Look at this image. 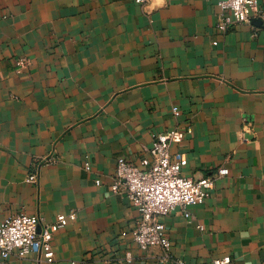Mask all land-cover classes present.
<instances>
[{"label":"crops","instance_id":"crops-1","mask_svg":"<svg viewBox=\"0 0 264 264\" xmlns=\"http://www.w3.org/2000/svg\"><path fill=\"white\" fill-rule=\"evenodd\" d=\"M218 20L217 0H0V223L73 213L52 264H264V21L221 33ZM186 125L171 153L214 188L161 218L162 261L138 249L139 214L110 185L119 159L140 166L155 135Z\"/></svg>","mask_w":264,"mask_h":264},{"label":"built area","instance_id":"built-area-1","mask_svg":"<svg viewBox=\"0 0 264 264\" xmlns=\"http://www.w3.org/2000/svg\"><path fill=\"white\" fill-rule=\"evenodd\" d=\"M134 2L146 5L149 0ZM217 8L219 20L215 28L221 33L238 24L249 23L253 17L264 21V11L260 9L258 0H217ZM28 65L27 58H18L15 61L16 72H21ZM171 112L176 118L180 116L176 107ZM191 133V126L186 125L155 135L147 150L148 156L140 161V166L124 159L117 161L110 185V191L115 194L123 193L139 214V221L132 232V239L138 249L144 252L150 248H160L164 252L162 261L167 258L171 243L161 218L170 215L176 208H181L187 218L189 214L186 208L203 204L214 188L211 177H183L181 169L187 164L186 157L180 152L171 153L172 144L180 143ZM49 162L51 160L46 161ZM84 168L89 170L88 163L84 164ZM227 174L226 169L217 171L218 176ZM26 181L33 184L37 182L36 170L29 174ZM99 183L96 181V185ZM74 219L73 213L60 214L53 223L40 228V219L37 216L17 214L4 218L0 223V257L7 259L13 255L22 258L32 254L38 255L45 264H52V237ZM199 229L202 228L199 226ZM132 259L130 253L125 254L126 263H131ZM229 263L230 258L227 256L213 260V264Z\"/></svg>","mask_w":264,"mask_h":264},{"label":"water","instance_id":"water-1","mask_svg":"<svg viewBox=\"0 0 264 264\" xmlns=\"http://www.w3.org/2000/svg\"><path fill=\"white\" fill-rule=\"evenodd\" d=\"M255 20H256V22H258V23L261 22L259 19H255ZM38 230H39V228H38Z\"/></svg>","mask_w":264,"mask_h":264}]
</instances>
